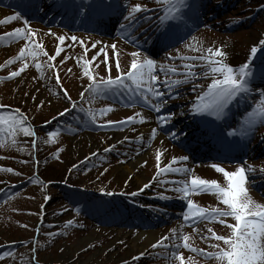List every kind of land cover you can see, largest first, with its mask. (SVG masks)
I'll use <instances>...</instances> for the list:
<instances>
[{
  "label": "rangeland",
  "instance_id": "rangeland-1",
  "mask_svg": "<svg viewBox=\"0 0 264 264\" xmlns=\"http://www.w3.org/2000/svg\"><path fill=\"white\" fill-rule=\"evenodd\" d=\"M136 3L152 9L143 15L152 17L154 22L149 25L141 16L142 26L137 25L138 30L129 28L126 39L120 24L126 23L123 18L128 14L127 9ZM189 3L193 9H185L184 20L174 22L179 23V29L174 39L164 44L159 37L165 28L157 30L156 26L162 10L154 0H0V20L20 14L18 21L0 24V36L24 27L27 21L37 33L34 39L49 55L55 54L58 37H65L64 44L60 45L64 51L50 62L54 65L52 68L43 54L35 60L28 56L25 61L8 65L7 61L16 57L26 42L0 40V65H5L0 68V77H8L24 63L28 64L19 77L0 79V105L3 106L0 115L22 118L25 126L36 132L34 138L17 134L15 146L7 132L0 134L5 137L4 146L0 147V168L14 170L0 171V256L4 257L0 264H179L178 260L170 259L171 249L151 247L163 236H170L173 228H177L178 234L188 235L192 247L206 252L218 251L210 247L212 244L226 248L222 241L200 238L211 235L208 227L217 235L229 236L231 230L219 223L193 220L180 228L184 223L182 213L188 211L187 200L173 191L182 185L171 183L190 180L191 175H196L226 186L223 175L211 167L213 163L229 172L245 167L248 195L254 203L264 205V171L261 170L264 169V124L257 122L246 136L227 135L244 124L247 113L261 99L260 90L264 89V46L259 43L264 40V0H189ZM133 33L134 42H130ZM71 36L77 40L72 41ZM189 44L201 51H193ZM112 45H116L115 53ZM253 47L258 49L255 55L251 53ZM209 48L222 50L225 56L213 59L233 68L250 63L253 74L255 67L261 69L255 78L257 82L254 75L250 81L251 101H243V94L240 100L236 98L229 105L235 119L226 116V110L222 119L191 110L200 102L198 95H203L212 82V74L203 75L205 71L210 72L211 66L206 61L179 57L207 56ZM132 52L140 54L137 58L140 62L145 58L155 61L159 81L164 79L160 65L184 72L187 70L181 65L185 63L198 65L194 69L198 78L174 90L172 94L177 98L169 99L161 113L139 104L126 106L131 95L126 89L107 97L85 93L81 99L80 92L90 83L83 74L85 60L91 61L89 71L100 81L109 74L117 77V59L121 72L126 73L134 59ZM62 60H65L63 64ZM37 62L43 66V77L35 68ZM57 72L62 89L76 102L77 109L71 110V104L61 94L56 84ZM172 78L183 79L182 76ZM193 83L198 85L195 91ZM156 86L164 90L159 82ZM80 107L97 113L104 108L113 111L103 116L98 114L97 123L89 124L86 112L79 111ZM65 109H70L71 114L61 116ZM137 112L145 118V123H119ZM169 113L175 114L171 122L160 127L157 116ZM181 117L185 123L179 120ZM108 121L114 123L99 126ZM150 126L157 129L154 139L151 134L141 136ZM2 127L6 129L7 125ZM54 130L58 135L43 143ZM194 131L201 133L197 136ZM173 132L177 134L176 139L171 138ZM161 136L170 141L171 148L163 149ZM105 148L112 150L105 152ZM158 151L162 153L161 169L176 157L178 163L172 167L189 168L191 175L171 172L157 175ZM182 156L188 160L180 161ZM127 167L131 169L127 171ZM145 184L150 187L144 188ZM134 192L137 195L133 196ZM190 198L197 207L208 211L225 207L214 194H193ZM224 219L226 223H235L231 217ZM69 220L74 224L66 227ZM49 233L55 235L49 236ZM180 253L185 257V264H217L214 259L205 260L183 248Z\"/></svg>",
  "mask_w": 264,
  "mask_h": 264
},
{
  "label": "snow or ice",
  "instance_id": "snow-or-ice-1",
  "mask_svg": "<svg viewBox=\"0 0 264 264\" xmlns=\"http://www.w3.org/2000/svg\"><path fill=\"white\" fill-rule=\"evenodd\" d=\"M157 5H160L162 14L157 17V30L160 28H165V31L161 33L159 39L161 43L167 44L176 34L179 29V23L184 20V17L187 13L185 9L192 10L193 4L189 3V0H154ZM152 9L142 6L140 3H136L131 7H128V14L124 16V21L126 23L120 24V29L122 30V35L126 39L129 38L128 29L133 28L138 30L137 25H140L141 16L145 22L151 25L154 21L152 17L143 15ZM141 14V15H138ZM20 19V14L11 15L6 17L4 20H0V24H8L13 21H18ZM142 26V25H140ZM37 36V33L33 31L31 27L28 26V22L25 21L24 27L16 28L15 30L0 36V40L8 38L9 40H22L26 43L19 51V54L12 59L7 61L8 65L15 63L16 61H25L28 56H31L33 60L39 54L47 56L48 67L52 68L54 65L50 62L56 60L57 57L61 55L64 51V48L60 45L64 44L65 37H58L59 45L55 48V54L49 55L47 51L43 48L41 44H38L34 39ZM133 39L130 42H134V33L132 34ZM72 41H76V36H71ZM195 40V37H193ZM83 45V41H80ZM260 45L264 46V40H261ZM93 48L96 47L95 44L92 45ZM112 50L115 53L116 45H112ZM188 47L193 51H201L199 48H195L192 44H189ZM103 52V49L100 50ZM208 55L200 56H181L180 60H191V61H206L210 67V72L205 71L203 75L207 77L209 74L213 75L212 82L207 86V91L203 95H198L197 99L200 101L192 106V112L197 114H207L209 116H214L216 119H222L225 115V110L228 106L234 101L238 96L243 94L250 93L252 91L250 81L253 77V72L251 69L250 63H245L239 68H233L227 63L222 62V60L213 59V57L223 58L225 53L222 50L216 49L213 50L209 48ZM258 51L256 47L251 49V53L255 55ZM87 49H85V54ZM107 54L105 53V56ZM138 52H132L131 56L134 58L131 62L130 68L126 73L121 72L119 60H116V69L117 77L112 78L109 74L107 79L101 78L100 81H97L95 77L89 71V65L91 61L85 60L82 68L83 74L88 77L90 83L87 88L80 92L81 99L85 98V93H88L91 96H103L107 97L112 94H119L120 90L126 89L131 95L129 96L126 106H136L139 104L141 107L149 108L155 113H161L162 110L169 103V99L175 100L177 97L173 95V91L180 88L185 84L192 83L198 78V74L194 69L198 67L195 64H182L181 67L187 71L178 72L175 67H166L160 65L159 71L164 74L163 81H159L157 76L156 63L152 59L145 58L143 62H140L137 58L139 57ZM175 58V57H174ZM67 57H65V60ZM78 58V62H79ZM61 61V64L65 62ZM95 60V57H93ZM104 63L109 68L107 59ZM217 65V66H212ZM99 65H97L98 67ZM5 67V65H0V68ZM28 67L27 63H24L18 71H12L8 77H0V79H13L19 77L22 72ZM41 63L37 62L35 68L38 71H41V76L43 77L44 73L42 71ZM69 71H71L69 69ZM222 78H216V76ZM173 76H182L183 79H173ZM130 82V84L128 83ZM162 85L164 90H161L156 85L157 83ZM56 84L61 88V94L64 96L67 102L71 104V110L77 109L76 102H73L71 96L67 93L66 90L62 89L60 84L59 73L56 74ZM198 85L193 83L192 90L195 91ZM261 99L258 102L256 108L251 112L247 113L244 124L237 130H233L227 133L228 136H246L253 129L254 125L257 122L264 124V89H261L259 92ZM34 99V98H33ZM43 102H41V105ZM0 107H3L0 105ZM70 109H65L60 115L63 116L66 113L71 114ZM16 111H19L17 109ZM79 111L86 112L87 120L89 124H96L98 114L100 116L105 115L108 112L113 111L112 108H104L99 110V113L93 111L92 109L85 110L83 107L79 108ZM182 114V113H181ZM174 113H169L167 115L157 116V124L160 127L165 126L170 123ZM137 117L139 119L137 120ZM114 122L108 121L107 124H101L100 127L111 126ZM121 125L126 123H145V118L141 115L140 112L134 114V116L126 118L124 121L119 122ZM4 125H7L5 129ZM7 132L8 136L12 137L11 144L15 146L17 144L16 136L17 134H22L23 137H36V132L30 127L25 126L24 119H17L14 116H4L0 115V134ZM157 129L153 128L151 130V138H155ZM49 140L42 141L43 143L50 142L51 138H54L58 135V131H51L48 134ZM177 134L173 132L171 134L172 139H176ZM3 135H0V147L4 146ZM128 138L125 137V140ZM120 143H123L121 141ZM32 146H36V140H32ZM115 148V145L112 146ZM23 150V149H21ZM110 148H105L104 151H111ZM161 152H157L156 161H157V175L161 173L167 174L169 172L176 173L180 175H191L192 170L189 168H174L172 164L178 163L176 157L172 158L171 164L167 165L165 168L161 169L159 167L161 160ZM58 158V154H57ZM180 161H187V156H182L179 158ZM146 163V162H145ZM75 167V166H74ZM211 167L215 172L223 175L226 186H221L220 183L216 180H207L202 179L199 176L191 175L190 180H177L171 181V183L182 185L180 187L174 188L173 191H176L181 194L182 199L187 200V209L188 211L182 213L184 223L180 225L182 229L185 224H189L190 221L199 222L201 220H208L215 223H219L231 230L229 236L217 235L215 231L211 228H207V232L210 233V236H201L202 240L213 239L215 241H222L226 248H220L219 244L210 245L211 248L218 249V251H209L206 252L203 249L192 247L189 244L190 237L182 233L178 234L177 228L171 229L170 236H163L161 240L154 243L151 247L156 249L158 247H164L171 249L170 259L175 262L179 261V264H185V257L180 253V249H186L189 252L197 253L202 256L205 260H216L217 264H264V205L259 203H254L249 195L246 188L247 174L245 167H238L235 171L229 172L225 168L221 167L218 164L213 163ZM264 171V169H261ZM0 171L4 172H13L11 168H0ZM107 171V169H105ZM19 174V173H17ZM35 182V181H32ZM166 183V182H163ZM150 187L149 184H145L144 188ZM209 193L217 196L218 200L225 206L224 208H214L211 211H208L206 208L197 207L193 200L190 198L193 194ZM112 195V193H107ZM133 196L137 193H132ZM50 199V197H45ZM162 199H168L167 196H162ZM231 217L235 223H226L224 218ZM74 224L73 220L66 222V227H70ZM23 226V225H22ZM194 231L198 229L194 228ZM55 235L54 233H49V236ZM165 241H170L169 244H165ZM178 241H182L179 243ZM35 251V249H33ZM144 253H141L143 256ZM3 256H0V259H3ZM137 259V258H134ZM191 261V257L188 258Z\"/></svg>",
  "mask_w": 264,
  "mask_h": 264
},
{
  "label": "bare ground",
  "instance_id": "bare-ground-1",
  "mask_svg": "<svg viewBox=\"0 0 264 264\" xmlns=\"http://www.w3.org/2000/svg\"><path fill=\"white\" fill-rule=\"evenodd\" d=\"M179 120H181V122L185 123L183 117H181ZM185 127H187V126L184 125V128H183V129H185ZM152 129H153L152 126H150L148 129H145V130L143 131V133L141 134V136H143V134L146 135V136L150 135ZM183 129H182V130H183ZM182 135H183V134H182ZM182 137H183V136H182ZM183 138H184V137H183ZM183 138H182V139H183ZM160 143H161V145H162V147H163L164 150H166V147L169 149V148H171V146H172V144L170 143V141H168V139H166L165 137H162V136H161V138H160ZM130 169H131L130 167H127V171L130 170Z\"/></svg>",
  "mask_w": 264,
  "mask_h": 264
}]
</instances>
